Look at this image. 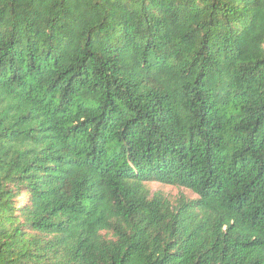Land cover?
Here are the masks:
<instances>
[{"label":"trees","instance_id":"obj_1","mask_svg":"<svg viewBox=\"0 0 264 264\" xmlns=\"http://www.w3.org/2000/svg\"><path fill=\"white\" fill-rule=\"evenodd\" d=\"M0 264H264V0H0Z\"/></svg>","mask_w":264,"mask_h":264},{"label":"rangeland","instance_id":"obj_2","mask_svg":"<svg viewBox=\"0 0 264 264\" xmlns=\"http://www.w3.org/2000/svg\"><path fill=\"white\" fill-rule=\"evenodd\" d=\"M147 188L152 195L158 193L173 204H175L181 197H187L188 199L196 198L190 190L184 187H175L159 182H150L147 183Z\"/></svg>","mask_w":264,"mask_h":264}]
</instances>
